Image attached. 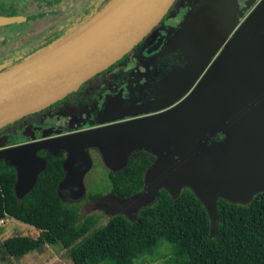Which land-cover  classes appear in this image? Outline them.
I'll use <instances>...</instances> for the list:
<instances>
[{
	"label": "flooded vegetation",
	"instance_id": "flooded-vegetation-1",
	"mask_svg": "<svg viewBox=\"0 0 264 264\" xmlns=\"http://www.w3.org/2000/svg\"><path fill=\"white\" fill-rule=\"evenodd\" d=\"M227 1V12L221 17L220 35L225 34L226 39L231 41L252 13L264 15V0ZM208 6V0H175L162 21L121 60L52 106L0 129V161L16 168L18 177L26 182L37 169L42 165L44 169L50 159L57 157H63V166L67 165L69 173L77 176L87 167L82 152L88 151L89 147L93 146L90 152L95 147H106L108 150L105 138H115L120 140L116 146V150L118 147L120 151L121 143L126 140L132 142L129 140L132 136L151 124L155 128L144 132L139 140L132 143L142 144L143 147L156 143L157 131L161 128H165L164 139H191L196 131L191 136L189 128L200 123L199 118L194 115L191 116L193 118L187 117L189 113L179 105L203 91L204 79L216 65H222L226 49L225 43L221 44L222 40L217 47H213L217 42L208 43L205 39L204 11ZM69 8L73 6L63 8L60 0H0V17L20 18L18 22L1 25L0 38L12 33L14 26L33 23L26 34L11 42L0 43V69L21 58L19 55L14 57L11 50L29 41L16 45L18 39L30 32H47L37 44L41 47L60 35L63 27L68 30L72 23L61 25L59 14ZM156 68L158 73L153 74ZM181 94L182 97L170 106H151ZM82 101L94 105L98 112L97 120L84 128H71V122L82 116L79 108ZM173 112H178L180 118L189 121L186 120L187 127L183 133L177 127L168 128L170 136L166 126L174 124L160 121ZM40 142L46 144L35 149L31 158L21 160L19 156L11 155L19 147ZM46 147L60 149L59 154L52 157L50 152L44 151ZM141 154L150 155L147 149Z\"/></svg>",
	"mask_w": 264,
	"mask_h": 264
},
{
	"label": "trees",
	"instance_id": "trees-1",
	"mask_svg": "<svg viewBox=\"0 0 264 264\" xmlns=\"http://www.w3.org/2000/svg\"><path fill=\"white\" fill-rule=\"evenodd\" d=\"M90 1L60 0V3L65 8L68 5L79 7ZM113 2L96 0L92 3L93 17L86 18L83 25ZM77 30L79 27L67 34ZM37 34L30 32L18 39L16 45ZM58 38L38 46L32 57L57 46L63 41ZM24 60L10 63H18L13 68L9 64L3 67L0 76L22 65ZM152 163V156L141 154L121 172L109 173L112 195L128 200L141 193ZM65 177L63 157L50 159L37 176L34 187L19 200L15 192L18 171L0 161V218L15 219L40 232L37 238L15 236L6 239L1 246L2 261L18 260L46 246H60L69 251L73 264H145L168 257L172 261L166 264H264V192L255 195L247 205L218 199L213 232L210 214L192 190L185 188L177 199L161 190L137 220L119 214L89 236L98 220L90 216L81 221L78 210L62 200L59 187Z\"/></svg>",
	"mask_w": 264,
	"mask_h": 264
},
{
	"label": "rangeland",
	"instance_id": "rangeland-1",
	"mask_svg": "<svg viewBox=\"0 0 264 264\" xmlns=\"http://www.w3.org/2000/svg\"><path fill=\"white\" fill-rule=\"evenodd\" d=\"M95 2L96 0H92L79 7L69 8L59 14L61 25L64 26L65 23L70 22L72 24L69 27L70 30H65L63 27L58 37L61 39L67 38L70 35L67 34L68 31L71 32L78 27H82L81 25H83L86 18H92L93 13L90 8H92L91 4ZM262 8H264V5ZM259 14L256 12L252 13L249 20L243 25L247 26L250 23L248 27L251 30L254 24L251 25V23L256 18L260 19V23H264V16L261 14L259 17ZM32 25L33 23L14 26L12 33L4 34L0 38V43L2 41L11 42L16 40L26 34ZM73 27L75 28L73 29ZM243 27L239 28L237 32L241 33ZM45 33L47 34V32L38 33V36L30 38L29 41L12 49L11 52L14 57L19 55L22 61L26 57L34 56L36 54L34 52L38 48L37 44L42 41ZM14 65L11 64V68L18 64ZM157 69H155L153 74L158 73ZM96 98L98 99V97ZM79 108L82 110V113H80L82 116L71 122V128H84L90 125L92 121L97 120L98 112L93 104L82 101ZM186 116L191 118L192 115L186 114ZM186 120L188 119L180 118L178 112H173L171 116L167 119H162L160 122L175 124L178 130L183 133L187 127ZM198 127L191 139L186 138L183 140L178 138L177 140L173 138V141L177 143L174 147L169 139H164L165 128L157 131V140H155L157 142L155 144L152 143L157 151L153 155L154 165L148 169L146 174L145 188L137 196L128 200L112 195L107 175L121 172L133 158L140 155V153L146 152L147 148L143 147L142 144L137 145V143L132 142L139 140L144 132L154 129L155 126L153 128L151 124L145 130L132 136L129 139L132 142L126 140L123 144L121 143L120 151H118V147L116 150L119 139L105 138L108 150L106 147L104 149L95 147L90 152V148L93 147L91 146L88 151L82 152L83 161L87 164V167L79 175L73 176V174L69 173L68 166L64 165L66 177L59 187V194L62 200L67 205L78 210L81 221L90 216L98 220L96 226L90 231V236L94 231L104 227L108 220L116 215L120 214L130 220H137L141 211L154 203L161 190L168 191L173 199H177L181 192L188 188L206 206L214 232L217 223L216 204L218 199L222 198L235 204L247 205L255 195L264 192V145H255L253 151L249 154L246 153V157L237 160V156L240 157V155L230 149V144H227L228 141L236 139L237 133L235 131L226 133L225 136L227 137L221 140L223 134H221L220 130L223 131V129L228 128L222 123H216L214 120H204L201 123L198 122ZM166 132L171 133L168 128ZM119 138L121 139V137ZM162 139L163 141L160 143ZM44 151H48L52 157H56L60 149L46 147ZM74 151L73 148V154ZM220 154L226 155V158H217ZM192 160L198 161L201 166L193 165ZM43 167L44 165L30 175L26 182L18 177L15 192L19 200H22L34 187L36 178ZM92 167L96 168L92 169ZM199 172H201L200 178L209 183L213 182L211 174H214L215 185L200 184V178L197 175ZM185 178L187 179L186 182L183 181ZM39 234L40 232L34 227L20 221L12 220L8 217L0 218V264H73L69 257V251L60 246H47L43 250L32 252L19 260H1L3 256L1 246L6 239L14 236L37 238ZM171 261L172 258L168 257L156 262L148 261L145 264H166Z\"/></svg>",
	"mask_w": 264,
	"mask_h": 264
},
{
	"label": "water",
	"instance_id": "water-1",
	"mask_svg": "<svg viewBox=\"0 0 264 264\" xmlns=\"http://www.w3.org/2000/svg\"><path fill=\"white\" fill-rule=\"evenodd\" d=\"M174 2L175 0H124L109 22L92 31L90 26L98 21L112 3L99 16L70 34L48 52L32 57L22 65L1 75L0 129L52 106L77 91L95 75L121 60L162 21ZM208 2L209 6L204 11L205 39L208 43L217 42L213 47H217L221 40V44L224 42L226 45L221 59V66L223 71L225 70L223 75L225 84L214 97L217 99L221 94H237L241 97L239 91L230 90L232 82L238 76L254 81L255 85L264 92V69L250 64L253 55L264 47L261 36L253 42L247 31L250 29L248 27L250 23H248L241 33L237 32L236 36L228 41L225 34L220 35L221 17L227 12L228 1L208 0ZM18 21H20L18 17H0V26ZM256 21L262 24L259 18H256ZM72 43L75 45L71 46ZM68 46L71 47L60 55H56ZM26 67L31 68L22 71ZM182 95L175 99L169 98L152 103L151 106L157 108L170 106ZM259 124L263 125L262 121ZM247 140L244 143H248L247 145L241 147L238 145L235 149H231L238 155L246 157V153L253 151L255 145H264L260 143L258 137L248 135ZM45 144L46 142H40L19 147L11 155H17L21 160L28 159L31 158L35 149ZM245 146L251 149L247 152ZM241 149L242 152H240ZM223 156L226 158V155ZM237 160H241L240 157L237 156ZM21 172L24 173L23 169ZM213 176L214 174H211L213 182H208L209 185H215Z\"/></svg>",
	"mask_w": 264,
	"mask_h": 264
},
{
	"label": "crops",
	"instance_id": "crops-1",
	"mask_svg": "<svg viewBox=\"0 0 264 264\" xmlns=\"http://www.w3.org/2000/svg\"><path fill=\"white\" fill-rule=\"evenodd\" d=\"M252 24V29L247 30L251 33V38L253 39L252 41L255 42L258 36H261L262 40L264 41V24H259L256 19L253 20L251 25ZM250 64L257 68L264 69V47L253 55V57L250 59ZM224 73L225 70L223 71L221 64L219 66L216 65L212 72L209 73L204 79L203 91L193 95L189 102L179 105L180 108L189 113V115H194V117L197 119L199 118L198 120L200 123L204 120H214V122H220L228 127L223 129V131L220 130L221 134H223L221 140H224L227 137L225 136L226 133L235 131L237 133L236 139L230 140L227 143L231 145L230 149H235L238 147V145L240 147L244 146V143L248 141V135L250 137H258L260 143H264V92L259 89L257 85H255L254 81L247 78L245 79L242 76H238L232 82V87L230 90L239 91L241 93V97H239L237 94H221L220 97L216 99L214 96L219 92V90L222 89L223 85L225 84V81L223 80ZM255 86L256 88H254ZM260 121H262L263 125L259 124ZM197 125L198 124H195L189 128V135L194 131H197L199 128ZM172 126L176 128L175 124L166 127L171 129ZM192 135L193 134H191V136ZM171 141L170 143L172 146H176L177 143L173 140ZM146 147L148 153L154 159L153 155L154 152L157 151L156 148L152 144L146 145ZM250 149V147L245 146L246 151H249ZM242 151L243 150L241 149L240 152ZM217 158H224V156L220 154L217 156ZM243 158L244 156L240 155V159ZM192 161L193 165L201 166L198 161ZM153 165L154 160L151 167ZM200 174L201 172L197 174L199 178ZM183 181L186 182L187 179L185 178ZM203 183L209 185L208 182H205L200 178V184ZM8 259L15 260L13 258Z\"/></svg>",
	"mask_w": 264,
	"mask_h": 264
},
{
	"label": "bare ground",
	"instance_id": "bare-ground-1",
	"mask_svg": "<svg viewBox=\"0 0 264 264\" xmlns=\"http://www.w3.org/2000/svg\"><path fill=\"white\" fill-rule=\"evenodd\" d=\"M124 0H115L114 2H113V4H112V6L101 16V17H99V19H98V21L95 23V24H93L92 26H90V28L92 27V31L95 29L96 30V28H98L100 25H102V24H105V23H107V22H109L113 17H114V15H115V13H116V11H117V9L119 8V6H120V4L123 2ZM99 12V11H98ZM76 43V42H75ZM75 43H72V45L71 46H73V45H75ZM71 46H68V47H66L65 49H63V50H61V51H59L56 55H60L61 53H63L65 50H67V49H69ZM28 58V57H27ZM25 61V60H24ZM258 61V60H257ZM22 62H23V60H22ZM16 64H18V63H16ZM15 64V65H16ZM13 65V64H12ZM14 65V66H15ZM32 67V66H31ZM31 67H26L24 70H22V71H27L28 69H30ZM254 88H256V86L254 87Z\"/></svg>",
	"mask_w": 264,
	"mask_h": 264
}]
</instances>
